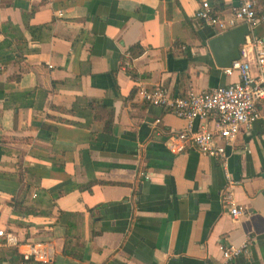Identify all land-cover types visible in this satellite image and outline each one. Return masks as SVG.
<instances>
[{"label": "crops", "instance_id": "1", "mask_svg": "<svg viewBox=\"0 0 264 264\" xmlns=\"http://www.w3.org/2000/svg\"><path fill=\"white\" fill-rule=\"evenodd\" d=\"M213 1L0 0V231L55 250L25 263L0 237V264H223L230 246L243 252L228 264H264V105L223 165L177 140L187 121L141 94L239 80L211 56L220 32L195 19ZM255 2L247 45L264 47ZM238 3L222 0L221 14Z\"/></svg>", "mask_w": 264, "mask_h": 264}, {"label": "built area", "instance_id": "2", "mask_svg": "<svg viewBox=\"0 0 264 264\" xmlns=\"http://www.w3.org/2000/svg\"><path fill=\"white\" fill-rule=\"evenodd\" d=\"M195 19L220 34L241 24H247L252 33L258 23L256 2L239 0L228 17L216 12L209 3L203 2L195 14ZM129 65L128 61L125 66ZM253 66L256 67V75L252 74ZM223 70L227 76L238 73L239 80L229 86L208 91L190 90L186 95L178 97L172 96L163 87L143 90L141 94L150 106L170 110L187 121V127L177 132V140L188 144L203 156L225 165L227 148L232 146L240 128H251L263 118L261 106L264 105V47L259 42L251 45L246 42L241 48L240 60ZM210 117L216 118L214 130H207L205 127L198 131L193 129L195 121L204 122ZM227 200L231 204L230 214L234 220H239L246 214V208L238 207L231 201V194ZM0 237L4 239L6 246L19 251L25 263H52L55 259V250L50 243L21 242L13 233L6 231H0ZM221 250L223 264L232 262L243 252L241 248L234 246L223 247Z\"/></svg>", "mask_w": 264, "mask_h": 264}, {"label": "water", "instance_id": "3", "mask_svg": "<svg viewBox=\"0 0 264 264\" xmlns=\"http://www.w3.org/2000/svg\"><path fill=\"white\" fill-rule=\"evenodd\" d=\"M251 32L247 24H241L231 30L213 37L208 47L217 67L230 68L232 63L240 60L241 48L246 44Z\"/></svg>", "mask_w": 264, "mask_h": 264}, {"label": "trees", "instance_id": "4", "mask_svg": "<svg viewBox=\"0 0 264 264\" xmlns=\"http://www.w3.org/2000/svg\"><path fill=\"white\" fill-rule=\"evenodd\" d=\"M211 6H212V8L216 11V12H218L219 14H221V10H222V0H215V1H213L212 3H211ZM138 53H140V52H137V53H133V55L134 54H138ZM95 104H97V103H91V107H93L95 110H98V109H101L100 108V105H95ZM104 106V105H103ZM102 106V107H103ZM110 112V111H109ZM111 114V113H110ZM98 117H100L101 119L102 118H104L103 117V115L101 114V112H99V115H98ZM106 131L108 130V129H105Z\"/></svg>", "mask_w": 264, "mask_h": 264}]
</instances>
